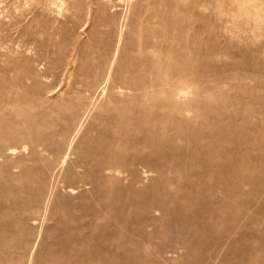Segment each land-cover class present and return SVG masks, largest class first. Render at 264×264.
Instances as JSON below:
<instances>
[{"label":"rangeland","instance_id":"374dc122","mask_svg":"<svg viewBox=\"0 0 264 264\" xmlns=\"http://www.w3.org/2000/svg\"><path fill=\"white\" fill-rule=\"evenodd\" d=\"M0 264H264V0H0Z\"/></svg>","mask_w":264,"mask_h":264}]
</instances>
